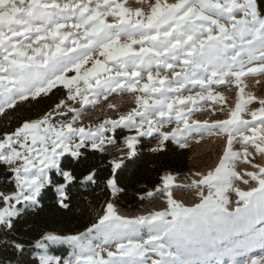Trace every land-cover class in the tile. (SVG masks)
<instances>
[{"label": "snow or ice", "instance_id": "1", "mask_svg": "<svg viewBox=\"0 0 264 264\" xmlns=\"http://www.w3.org/2000/svg\"><path fill=\"white\" fill-rule=\"evenodd\" d=\"M148 7L150 14L117 0H0V113L57 85L81 105L77 109L61 100L42 119L23 122L0 139V163L12 166L16 189L12 195L0 192L4 205L0 231L12 232L24 214L38 209L39 193L45 188L68 208L71 188L76 183L94 184L99 175L92 169L78 178L66 158L78 160L85 149L105 151L117 143L114 134L121 128L134 135L124 138L127 156L113 161L105 178L112 193L120 189L128 167L125 159L135 163L141 137L158 134L160 144L153 149L158 151L169 139L183 147L192 139L226 136L223 162L214 174L196 183L197 188L211 185L241 157L251 162L249 148L264 155V98L245 99L242 80L246 74L264 76V15L257 0H179L163 6L156 0ZM89 64L91 69L82 72ZM70 72L77 75L67 78ZM81 81L83 90L74 87ZM231 82L241 95L230 119L191 120L207 102L223 100L215 86ZM128 91L138 92L131 111L97 127L77 126L84 106ZM254 102L257 107L249 112ZM246 113L250 120L244 118ZM173 123L170 132L162 131ZM235 142L244 146L243 152L232 150ZM259 171V188L237 190L240 200L264 193V167ZM170 179L164 180L165 185ZM164 191L169 192L170 210L129 219L117 215L108 202L105 213L82 233H43L35 242L40 254L33 264H149V252L159 257L153 264H161L158 241L137 242L134 226L168 216L174 221L192 210L171 199L170 189ZM207 198L205 203L215 199L211 191ZM53 244H67L71 251L64 257L51 255L48 248ZM13 247L24 251L23 243ZM111 248L116 250L107 251L108 259L101 258Z\"/></svg>", "mask_w": 264, "mask_h": 264}, {"label": "rangeland", "instance_id": "2", "mask_svg": "<svg viewBox=\"0 0 264 264\" xmlns=\"http://www.w3.org/2000/svg\"><path fill=\"white\" fill-rule=\"evenodd\" d=\"M117 2L131 9L143 8L150 14L148 5H155L156 0H143V3H141V0H117ZM176 2H179V0H160L162 6ZM109 22H111V18H109ZM91 67V64L85 65L82 72L90 70ZM76 75V73L70 72L67 74V78H74ZM242 80L245 85V99L250 96L255 97L257 100L264 98V76L246 74L242 77ZM144 82H147L146 77ZM74 87H80L83 90L85 85L81 81ZM54 89L61 90L59 94L62 96L58 103L63 100L65 106L81 108L79 103L67 98L68 90L63 85H57L52 90ZM52 90L42 95H49ZM214 91L222 96L223 100L207 102L201 110L196 111L191 116V120L211 123L230 119L231 111L235 109L236 104L239 102L240 89L235 82H231L215 86ZM137 94L138 92L133 93L131 91L117 92L108 96L107 99L101 97L95 105L84 106V115L80 117L77 126L97 127L105 120L118 119L120 115L126 114L136 107L135 96ZM36 98L30 99L35 100ZM89 98L91 99V96ZM26 101L18 102L16 106ZM110 104L113 105L112 108L109 107ZM256 107L255 102L250 104L248 106L249 112ZM11 109H6L3 113H0V126L10 119L8 110ZM46 114L28 121L42 119ZM70 118L71 113L68 116V119ZM244 118L250 120V114H244ZM175 126V123L166 125L162 131L170 132ZM10 133H5L0 139ZM130 135H134V133L123 128L118 129L114 134L117 143L114 146H106L103 152H107L114 161L126 158L128 149L123 141L126 136ZM157 135L141 137L138 146L142 139H145L153 141V145L158 147L160 140ZM169 140L180 149H188L191 155L188 170L183 174L165 173L162 182L148 194L138 209H125L115 205L116 193H113V200L110 202L114 204L117 215L122 217L134 219L147 216L158 211L170 210L171 205L168 204L169 192L164 191L165 188H168L170 189L171 199L182 207H189L192 210L174 221L168 216L162 220H151L135 225L134 236L136 241L155 238L158 241L160 250L163 252L161 264H253L255 260H259L260 264H264V193L258 192L255 196L243 201L239 199L237 193V190L253 191L259 188V178H262L259 170L264 167V155L255 152L253 148H249L248 151L252 153L251 162H245L241 157L235 163L234 168L221 174L211 185H201L197 188L196 183L205 179L209 174H214L223 162L228 151V138L224 135L205 136L203 139H192L183 147L174 140ZM232 150L243 152L244 146L239 142H235ZM7 167L11 170L12 166ZM253 175L257 178L253 179ZM169 177L171 179L165 185L164 180ZM15 191L14 184L13 190L7 192L6 195H12ZM210 191L214 198L215 193L219 195L205 203L208 200L207 196ZM42 192L39 193V196ZM201 194H203V198H201ZM3 206L0 203V207ZM204 241L211 244L212 247L205 249L203 247ZM249 245L254 246L256 249L255 255H252L250 259L244 257L248 254ZM261 245L263 249H259ZM109 250L115 251L116 249L105 250L101 253V258L107 260V251ZM70 251L71 249L67 244H53L48 248V252L54 256L64 257ZM39 254V249L34 245L33 257L35 258ZM146 258L149 264L159 260V257L151 252L147 253Z\"/></svg>", "mask_w": 264, "mask_h": 264}, {"label": "trees", "instance_id": "3", "mask_svg": "<svg viewBox=\"0 0 264 264\" xmlns=\"http://www.w3.org/2000/svg\"><path fill=\"white\" fill-rule=\"evenodd\" d=\"M258 8L264 15V0H257ZM60 89H54L49 95H42L8 110L9 120L0 126V138L5 133L16 130L23 122L36 119L51 111L61 98ZM153 141L142 139L138 146L135 163L125 160L128 167L124 170L120 189L116 192L115 205L125 209H138L151 191L162 182L167 172L183 174L189 168L190 153L180 149L171 140L164 143L162 150ZM84 155L77 159H67V166L78 178L95 169L99 178L94 184H80L71 188L69 207L63 208L57 203L55 192L44 189L39 199V208L24 214L14 230L5 234L0 231V264H33L32 250L36 240L46 232L63 235L79 234L104 214L106 204L113 200V193L105 187V178L111 173L112 157L107 152L82 150ZM62 166V162H61ZM60 182L59 177H54ZM11 170L0 163V192L6 194L14 187ZM23 243L24 251L18 252L13 245Z\"/></svg>", "mask_w": 264, "mask_h": 264}, {"label": "bare ground", "instance_id": "4", "mask_svg": "<svg viewBox=\"0 0 264 264\" xmlns=\"http://www.w3.org/2000/svg\"><path fill=\"white\" fill-rule=\"evenodd\" d=\"M205 242V241H204ZM203 242V243H204ZM203 247L205 248V249H209V248H211L212 247V245L211 244H208V243H204V245H203ZM260 248H262L263 249V247H262V245L259 247V249ZM248 254H247V256H244L245 258L246 257H248V259H250L251 257H252V255H255V253H256V249L254 248V246H252V245H249V247H248ZM242 254H243V252H242Z\"/></svg>", "mask_w": 264, "mask_h": 264}]
</instances>
